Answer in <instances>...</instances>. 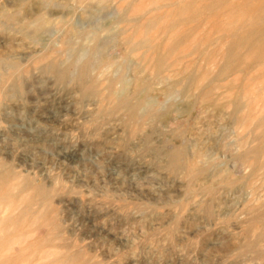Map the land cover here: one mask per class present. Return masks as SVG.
<instances>
[{
    "label": "rangeland",
    "instance_id": "rangeland-1",
    "mask_svg": "<svg viewBox=\"0 0 264 264\" xmlns=\"http://www.w3.org/2000/svg\"><path fill=\"white\" fill-rule=\"evenodd\" d=\"M164 1L0 0V264H264V135L251 131L264 86L233 87L243 131L225 87L201 100L222 62L189 54V38L156 74L149 46H169L174 25L153 20ZM88 60L94 96L74 82ZM188 65L208 73L199 87L177 74ZM111 83L147 87L165 118L129 120Z\"/></svg>",
    "mask_w": 264,
    "mask_h": 264
},
{
    "label": "bare ground",
    "instance_id": "bare-ground-1",
    "mask_svg": "<svg viewBox=\"0 0 264 264\" xmlns=\"http://www.w3.org/2000/svg\"><path fill=\"white\" fill-rule=\"evenodd\" d=\"M163 6L167 10L165 15L155 16L156 19L153 18V20L170 18L174 25L166 26L162 31L163 35L169 36L171 41L169 46L164 49L155 45L149 46L156 74L164 68L167 57L175 49H181V53L185 56L187 54L185 43L189 39L192 40L194 45L188 51L189 54L196 53L198 57H203L210 63H213V59H220L222 62V68L218 72V78L220 79L218 82L223 84H217L214 82L215 80L209 82L207 87L203 89L201 100L208 101L219 87H225L227 90V106L231 110V118L244 131L250 126L248 123L251 120L250 114L246 112L248 104L242 102L241 96L233 93V87H236V82H241L240 87H250L249 82L254 83L258 80L264 86V0H165ZM186 23L191 26L190 30L184 35L182 28ZM44 25L45 20L38 18L35 23L36 33L40 32ZM180 25L182 26L180 27ZM152 26L150 24L149 28ZM214 35H217V38L212 41L210 38ZM200 37L206 38V41H200ZM206 44H210L211 47L208 54L201 51ZM78 52H75L77 57L84 56L82 52H79L78 56ZM78 60L80 59L78 58ZM7 62L9 61L7 60ZM88 62L90 60L85 62L74 82L82 86L84 92L94 96L98 95L99 91L94 83L87 78ZM4 64H6L5 61L0 59V67ZM47 68L51 72L56 71L54 66ZM185 68L186 70H182V72L176 70L177 74L182 75L183 78L186 75L190 77L189 80L193 87H199V84L208 77V73L201 72L200 68H196L200 71L199 74L198 72L195 73L190 65ZM58 75L65 80L70 76V70L66 69ZM232 76L235 77L231 78ZM120 79L121 77L117 81L118 84L122 82ZM146 89L147 87H137L134 95L131 96L123 87L119 91L114 89L111 83L106 89V100L109 99L114 104V109L125 110L129 120L150 118L163 120L165 115H159L155 106L151 105L148 98L143 95ZM256 130L264 135L263 117H260L256 124L252 126L251 131ZM183 152V148H181L170 153L169 162L174 168L181 167L180 157ZM243 157L247 159L245 155ZM249 162L251 165L253 164V161ZM5 213L6 211L0 212L1 215Z\"/></svg>",
    "mask_w": 264,
    "mask_h": 264
}]
</instances>
